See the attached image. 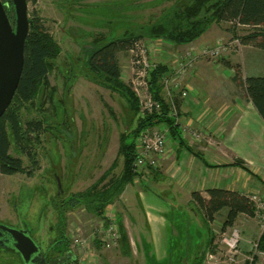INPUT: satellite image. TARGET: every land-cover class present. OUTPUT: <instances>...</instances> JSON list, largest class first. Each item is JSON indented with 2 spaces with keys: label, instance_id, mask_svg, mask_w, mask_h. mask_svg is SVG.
Returning a JSON list of instances; mask_svg holds the SVG:
<instances>
[{
  "label": "rangeland",
  "instance_id": "374dc122",
  "mask_svg": "<svg viewBox=\"0 0 264 264\" xmlns=\"http://www.w3.org/2000/svg\"><path fill=\"white\" fill-rule=\"evenodd\" d=\"M28 2L30 17L33 16V10H37L45 27L60 46L59 56L54 59V69L49 74L50 83L56 87V93L45 110L35 107L25 109L23 113L24 121L46 115L49 117V126L43 131L42 141L37 146L38 165L31 174L0 173V222L17 229H28L33 240L43 244V249H47V239L54 244L59 238L65 237L72 257L88 264L91 257L100 256V248H106V244L100 239L106 229L104 220L85 207H68L64 200L73 193L87 189L111 167L116 158L118 166L113 173H120L123 164L122 157L118 156L120 135L123 131L134 128L137 120L121 94L110 91L94 79L86 66L87 52L93 47L94 39L103 37L113 39L127 30L159 21L166 12L172 10L173 6L184 5L188 0H28ZM253 30V27L240 26L234 31L230 23H214L197 39L201 44L194 49L202 55L201 48L214 49L221 45L220 53L197 58L187 74L179 79L180 85L184 87L189 78H192L191 84H198L196 80L199 72L212 85H221L230 89L229 91H237L236 98L240 103H245L242 80H234L235 72L239 69L243 79L249 75H264V50L255 44H244L242 41V38ZM139 43L147 49L146 54L151 63H164L172 69L192 51L191 47H195L150 38L141 39ZM134 53L129 50L118 54L123 79L127 83L134 73ZM204 83L206 82H201ZM163 93L166 94L165 91ZM193 95L195 93L190 92L187 99H192ZM232 99L231 96L227 102H232ZM196 107L192 111L195 117L198 116ZM235 116L225 121V130ZM162 126L164 125L157 127ZM202 144L206 147L210 145L207 137L202 139ZM191 147L203 155V151L197 149L201 146L194 144ZM179 151L174 149L173 156L168 159L169 162L176 163L174 167L179 165L178 160H174L179 156ZM184 151H187L185 147L181 150L182 154H186ZM11 152L17 155L14 147ZM21 157L25 166L30 169L28 158L24 155ZM57 178L60 180L61 189ZM159 182L158 176L143 178L139 175L138 184L134 182L129 184V187L136 188L135 201H145L139 195V191H143L149 201H157L158 206L165 209L163 212L167 215L171 228L175 226L177 229L189 231L192 235L189 239L198 242L199 246L206 245L212 234L213 245L207 254L210 251L216 253V248L220 246H222L220 249L224 250L221 232L228 209L218 213L213 224L210 222L203 224L201 214L192 202L188 203L182 193L157 188ZM251 194L250 199L251 196L257 195L256 200L251 199L256 207L257 203L254 201L264 202L260 195ZM117 201H121L120 197L108 206L112 205L107 215L109 221L116 222L117 212H120V208L115 209ZM253 222L258 224L261 231L258 220ZM253 222L249 227L250 231L256 228ZM235 225L240 227L239 224ZM81 238L87 239V244L76 245V240ZM95 239L99 240L101 245H98ZM101 254L103 257L98 259L100 261L104 259L105 252ZM207 254L203 264H206ZM223 257L225 251L219 254V258L223 260ZM216 263L214 259L208 264ZM0 264L24 262L17 252L6 251L0 246Z\"/></svg>",
  "mask_w": 264,
  "mask_h": 264
},
{
  "label": "trees",
  "instance_id": "16d2710c",
  "mask_svg": "<svg viewBox=\"0 0 264 264\" xmlns=\"http://www.w3.org/2000/svg\"><path fill=\"white\" fill-rule=\"evenodd\" d=\"M2 1L11 22L14 23L15 12L12 0ZM32 14L20 84L13 102L0 119V173L4 175L18 172L31 174L37 167V146L42 141L43 131L49 126V117L43 115L42 118L24 121L23 113L25 109L35 107L45 110L56 93V87L50 83L49 74L54 69V59L59 56L60 46L45 27L37 10L34 9ZM221 22L230 23L234 31L240 26L253 27V32L245 35L242 41L244 44H255L264 50V0H188L184 5L173 6L172 10L166 12L159 21L141 25L134 30H127L113 39H104V37L94 39L93 47L87 52L88 70L96 81L124 97L129 109L136 116L137 124L120 135L118 156L123 159L120 173H113L118 166L116 158L111 167L87 189L73 193L64 200L68 207H85L88 211L101 216L105 225L108 226L107 207L115 202L126 186L138 177L134 169L138 155L136 139L140 132L147 128L166 126L173 140L178 141L182 148L185 147L208 164L204 156L188 144L179 122L169 114L170 104L163 96L162 79L171 71V67L158 63L150 71V90L154 98L162 103V109L160 112L153 111L140 117V98L130 84L123 79L118 54L128 52L144 38L161 39L176 45L190 44L214 23ZM234 79L242 80L241 84L248 100L264 120V75H249L243 79L238 69ZM109 108L112 111V108ZM12 147L17 155L11 152ZM21 155L26 156L30 161V169L25 166ZM232 164L252 172L246 161L241 158H236ZM208 194L209 198H205L200 192L194 191L192 200L202 210L208 222H213L216 215L223 209H228L222 231L234 226L242 214L256 216L257 207L246 194L224 188L208 189ZM120 233L122 234L120 240H127V233L121 225ZM260 247L264 249V233L260 238ZM71 258L74 259L68 252L64 263Z\"/></svg>",
  "mask_w": 264,
  "mask_h": 264
},
{
  "label": "crops",
  "instance_id": "0c3cea01",
  "mask_svg": "<svg viewBox=\"0 0 264 264\" xmlns=\"http://www.w3.org/2000/svg\"><path fill=\"white\" fill-rule=\"evenodd\" d=\"M200 44L196 40L183 46L193 45L197 48ZM197 75L198 84H191L192 78L186 82L188 96L190 92H194L195 95L192 99H187L188 96L184 100L180 99L178 122L188 144L201 146L197 149L203 151L208 164L187 149L184 151L186 154H182V146L179 143L177 145L176 140L170 139L167 155L161 160L160 165L145 170L140 176L143 178L158 176L160 182L157 183V188L182 193L188 203L192 202L197 207L203 224H208L204 213L192 200L194 191L209 198L208 189L224 188L248 196L252 195L251 193L258 194L264 199V120L246 94L243 95L245 103H240L236 98L237 91H229L230 89L221 85H212L202 74L198 72ZM201 82L210 84H201ZM231 96L232 102H227ZM195 107L198 110L197 117L192 112ZM233 115L235 116L233 121L231 119L228 129L225 130V121ZM195 130L202 132V139L207 137L209 144L217 141L216 144L211 143L206 147L202 144V139L200 142V139L194 137ZM174 149L180 150L179 156L174 158L179 163L176 167L174 161L168 160L173 156ZM236 158L246 161L255 175L241 166L233 165ZM161 166L163 167L160 168ZM153 169L155 171H152ZM137 178L134 180L136 184H138ZM129 186L128 184L120 195L121 201L115 203V209L120 208L116 223L119 231L120 225L123 226L127 240H120L113 248H100L101 257H91L88 264L98 262L99 264H203L205 255L213 245V235L211 234L206 245L199 246L198 242L189 239L192 236L189 231L177 229L175 226L171 228L168 225L169 219L163 212L165 209L158 206L157 201H149L143 191H139V195L145 201H135L136 188ZM111 207L112 205L107 208L106 216ZM226 215L227 213L225 217ZM254 220L257 222L256 216L242 214L236 221L240 227L235 226L239 227L242 233L243 255L250 252L251 242L262 236ZM213 222L210 221L211 224ZM251 222L256 226L254 231L249 230ZM95 242L101 245L99 240ZM102 252H105L104 259L100 261L98 259L103 257Z\"/></svg>",
  "mask_w": 264,
  "mask_h": 264
},
{
  "label": "built area",
  "instance_id": "2783aa9c",
  "mask_svg": "<svg viewBox=\"0 0 264 264\" xmlns=\"http://www.w3.org/2000/svg\"><path fill=\"white\" fill-rule=\"evenodd\" d=\"M235 41V40H234ZM221 45L214 49L201 48V54L203 55H216L220 53ZM192 51L176 65L171 68V71L166 74L163 79V96L170 104L169 114L175 117L178 121L179 118V101L188 96V90L184 86L180 85L179 79L187 74L190 67L196 62V59L200 54L195 51V47H191ZM135 56L134 61V73L129 82L132 89L137 93L140 98V117L146 116V114L152 113L162 109V103L156 100L150 90L149 80L150 71L156 66L149 61L147 57V49L144 45L137 42L131 49ZM139 51V53H137ZM158 64V63H157ZM193 135L197 139L202 138V132L195 130ZM169 129L165 126L147 128L140 132L136 139L138 155L134 163V169L138 173V176L145 170L153 167L156 168L160 165L161 160L167 155L168 143L170 141ZM252 200L257 199V195L251 196ZM261 200V199H260ZM256 217L261 228V234L264 233V202H257ZM104 229V235L101 236V241L106 244V248H113L120 242L121 234L119 227L115 221H109L108 226ZM222 242L224 243V250L217 247V252L210 251L207 254L206 264L212 260H216L217 263L228 264H264V249L260 247V239L251 242V250L246 255L242 253V233L237 226L228 227L225 231L221 232ZM96 240V239H95ZM87 244V239H77L76 245ZM225 251V257L219 258V254ZM223 261V262H222ZM63 264H84L82 260L72 259Z\"/></svg>",
  "mask_w": 264,
  "mask_h": 264
},
{
  "label": "water",
  "instance_id": "95a60500",
  "mask_svg": "<svg viewBox=\"0 0 264 264\" xmlns=\"http://www.w3.org/2000/svg\"><path fill=\"white\" fill-rule=\"evenodd\" d=\"M12 3L15 12L14 23L11 22L4 3L0 0V119L13 102L19 87L25 65L26 39L32 23L28 0H12ZM57 181L61 189L58 178ZM1 225L12 236L13 247L21 255L24 263H28L41 247L27 230L6 226L3 223Z\"/></svg>",
  "mask_w": 264,
  "mask_h": 264
},
{
  "label": "flooded vegetation",
  "instance_id": "af4514ba",
  "mask_svg": "<svg viewBox=\"0 0 264 264\" xmlns=\"http://www.w3.org/2000/svg\"><path fill=\"white\" fill-rule=\"evenodd\" d=\"M1 224L0 222V246L6 251L17 252L13 247L14 240L12 236L3 229ZM20 230L28 231L26 228H20ZM28 233L30 234L29 231ZM37 244L41 247L40 250L32 256V259L28 263L24 264H62L68 252L71 253L68 250L67 238L65 237L59 238L54 244L51 243L50 239H47V249H43V244Z\"/></svg>",
  "mask_w": 264,
  "mask_h": 264
}]
</instances>
